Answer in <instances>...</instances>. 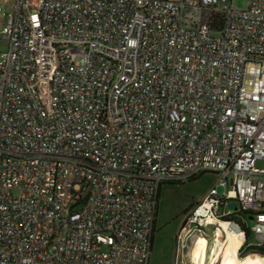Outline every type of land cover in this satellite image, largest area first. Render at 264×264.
<instances>
[{
	"label": "built area",
	"instance_id": "obj_1",
	"mask_svg": "<svg viewBox=\"0 0 264 264\" xmlns=\"http://www.w3.org/2000/svg\"><path fill=\"white\" fill-rule=\"evenodd\" d=\"M260 161L264 0H0V264H150L162 184L203 172L177 257L243 211L264 246Z\"/></svg>",
	"mask_w": 264,
	"mask_h": 264
},
{
	"label": "rangeland",
	"instance_id": "obj_2",
	"mask_svg": "<svg viewBox=\"0 0 264 264\" xmlns=\"http://www.w3.org/2000/svg\"><path fill=\"white\" fill-rule=\"evenodd\" d=\"M237 6H245L247 0H233ZM259 166H264V161H260ZM219 180V175L214 172H205L198 178H186L177 181H166L162 184L159 196L156 232L154 246L150 258V264H239L238 258L252 256L259 264H264V254L254 252L245 248L243 243L236 257L225 256L224 250L218 247V237L222 243L226 242V231L221 226L214 225L208 232H197V241L205 247L203 258L199 259L196 245L190 248L185 255H176L177 234L182 224L186 212L196 206ZM222 191V186L219 187ZM233 186H229V193H233ZM253 219L249 218L252 224ZM219 232L221 236H219ZM245 242L247 235L244 236ZM251 241V239L249 240ZM221 251L218 254L219 250ZM212 250V253L210 252Z\"/></svg>",
	"mask_w": 264,
	"mask_h": 264
},
{
	"label": "bare ground",
	"instance_id": "obj_3",
	"mask_svg": "<svg viewBox=\"0 0 264 264\" xmlns=\"http://www.w3.org/2000/svg\"><path fill=\"white\" fill-rule=\"evenodd\" d=\"M220 226L225 229L226 231V242L223 244L221 237H218V247L220 250H224L225 256H234L236 257V252L240 248V246L243 244L244 241V234L243 232H239L238 229L230 224L229 222L226 221H220ZM219 236H221L219 232ZM196 250L198 251L199 256H197L199 259L203 258L204 252H205V247L202 244L203 242L201 241V244L196 242ZM219 250V249H218ZM219 250L218 254L221 253ZM236 259L239 261V264H259L256 259L252 256H247L246 258H238Z\"/></svg>",
	"mask_w": 264,
	"mask_h": 264
},
{
	"label": "trees",
	"instance_id": "obj_4",
	"mask_svg": "<svg viewBox=\"0 0 264 264\" xmlns=\"http://www.w3.org/2000/svg\"><path fill=\"white\" fill-rule=\"evenodd\" d=\"M203 173H205V172H203ZM203 173H201L197 176H194L192 178H198L201 175H203ZM157 212H158V208H157ZM156 218H157V213H156ZM249 218H250L249 213L247 211H243V212H240V213L232 216V218H229V219L235 220L245 230L246 235H247V240H246L244 247L249 248V250H252L254 252H259V253L264 254V246L257 247V246L248 245L249 240L252 238L251 223L249 222ZM155 224H156V220H155ZM155 232H156V225H154L153 234H152V243L153 244H154V240H155Z\"/></svg>",
	"mask_w": 264,
	"mask_h": 264
},
{
	"label": "water",
	"instance_id": "obj_5",
	"mask_svg": "<svg viewBox=\"0 0 264 264\" xmlns=\"http://www.w3.org/2000/svg\"><path fill=\"white\" fill-rule=\"evenodd\" d=\"M229 206L236 209L237 208L236 201L230 202Z\"/></svg>",
	"mask_w": 264,
	"mask_h": 264
},
{
	"label": "crops",
	"instance_id": "obj_6",
	"mask_svg": "<svg viewBox=\"0 0 264 264\" xmlns=\"http://www.w3.org/2000/svg\"><path fill=\"white\" fill-rule=\"evenodd\" d=\"M156 221H157V218H156ZM156 225V224H155ZM153 246H154V244H153ZM153 249V248H152ZM152 254V253H151Z\"/></svg>",
	"mask_w": 264,
	"mask_h": 264
}]
</instances>
